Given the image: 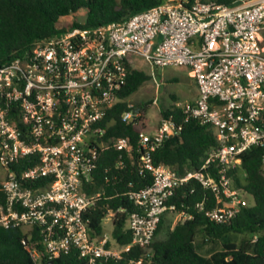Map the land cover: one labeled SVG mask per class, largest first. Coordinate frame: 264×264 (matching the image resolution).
Returning <instances> with one entry per match:
<instances>
[{
    "label": "built area",
    "instance_id": "obj_1",
    "mask_svg": "<svg viewBox=\"0 0 264 264\" xmlns=\"http://www.w3.org/2000/svg\"><path fill=\"white\" fill-rule=\"evenodd\" d=\"M264 0L230 5L217 0H165L122 21L95 27L68 26L31 51L0 64V226L25 230L23 243L34 264L77 252L88 264L120 259L147 247L163 214L177 210L175 189L193 183L213 194L198 212L226 223L249 204L234 172L242 154L264 148ZM131 55L151 67L182 65L198 85V97L179 102L183 119L162 115L134 143L107 137L104 119L121 100ZM133 110L124 113L134 120ZM190 118L211 125L219 145L197 169L184 172L156 164L153 153L181 133ZM114 145L135 158L153 181L125 195L137 210L108 207L113 228L127 213L129 244L105 231L94 235V209L105 188L91 190L101 152ZM123 154L117 168L124 167ZM109 178H106V183ZM184 218L192 215L184 214Z\"/></svg>",
    "mask_w": 264,
    "mask_h": 264
},
{
    "label": "trees",
    "instance_id": "obj_2",
    "mask_svg": "<svg viewBox=\"0 0 264 264\" xmlns=\"http://www.w3.org/2000/svg\"><path fill=\"white\" fill-rule=\"evenodd\" d=\"M165 0H0V64L18 54L32 50L38 43L63 32L61 18L86 9L84 22L74 21L70 26L95 27L113 21L126 20L134 13L158 5ZM235 5L243 0H217ZM129 66L126 85L120 93L121 100L109 111L104 119L107 139L129 136L135 143L144 128L140 117L133 121L123 115L140 104L132 105L128 98L140 89L151 75L138 67ZM145 108L139 112H143ZM173 114L183 119V111L176 105L161 109L162 115ZM219 145L216 132L211 125L201 124L190 118L183 123L181 133L167 138L154 151L156 164H166L179 172L199 168L209 152ZM123 154L124 167L117 168ZM242 168L234 172L235 185L243 189L249 199L239 214L226 223L210 220L204 212H198L197 202L205 197L213 204V194L198 183L175 189L169 202L177 206L175 211H166L159 223L153 242L147 247L134 246L124 252L120 259L103 260L99 264H264V148L254 146L242 154ZM96 184L91 190L105 188L106 193L94 209L91 226L93 234L103 232V216L108 207L138 208L126 198L129 190H138L153 181L151 172L141 173L135 158L114 145L101 152L94 174ZM109 181L106 183V178ZM190 214L181 218L168 229L165 238L160 232L167 226L168 212ZM127 213L119 212L112 234L120 244L132 241V232L127 228ZM200 233L201 239H198ZM234 233L242 234L239 242L233 240ZM25 230L19 227L0 226V264H34L23 243ZM212 241H220L221 248L209 255L201 248ZM55 264H88L77 252L63 254Z\"/></svg>",
    "mask_w": 264,
    "mask_h": 264
},
{
    "label": "rangeland",
    "instance_id": "obj_3",
    "mask_svg": "<svg viewBox=\"0 0 264 264\" xmlns=\"http://www.w3.org/2000/svg\"><path fill=\"white\" fill-rule=\"evenodd\" d=\"M86 9H80L76 14H71L61 18L60 27L70 26L74 21L84 22L86 19ZM260 44L264 45V37H261ZM133 65L145 70L151 75V79L146 81L138 91L132 94L128 100L132 105L140 104L145 109L139 115L140 125L144 131H153L161 121V109L176 105L179 102L192 101V88L195 79L189 75V69L182 65H168L164 67H151V65L139 55H131ZM139 114V113H138ZM167 226L160 232L159 238H165L168 229L174 226L181 218L180 212H168ZM105 231L109 234L113 231L111 219L104 222ZM198 239L201 234L198 233ZM233 240L239 242L242 234L234 233ZM220 241L208 242L201 248V252L209 255L220 249Z\"/></svg>",
    "mask_w": 264,
    "mask_h": 264
},
{
    "label": "crops",
    "instance_id": "obj_4",
    "mask_svg": "<svg viewBox=\"0 0 264 264\" xmlns=\"http://www.w3.org/2000/svg\"><path fill=\"white\" fill-rule=\"evenodd\" d=\"M199 91H198V85L196 81H194L193 88H192V100H195L198 97Z\"/></svg>",
    "mask_w": 264,
    "mask_h": 264
},
{
    "label": "water",
    "instance_id": "obj_5",
    "mask_svg": "<svg viewBox=\"0 0 264 264\" xmlns=\"http://www.w3.org/2000/svg\"><path fill=\"white\" fill-rule=\"evenodd\" d=\"M143 106H138L136 107L133 112H134V115H136L137 113H139L141 110H142ZM133 121V119H132ZM49 264H55V261H50Z\"/></svg>",
    "mask_w": 264,
    "mask_h": 264
}]
</instances>
